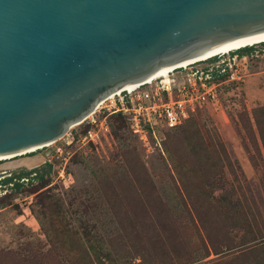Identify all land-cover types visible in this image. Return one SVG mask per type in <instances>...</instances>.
<instances>
[{"label": "rangeland", "instance_id": "rangeland-1", "mask_svg": "<svg viewBox=\"0 0 264 264\" xmlns=\"http://www.w3.org/2000/svg\"><path fill=\"white\" fill-rule=\"evenodd\" d=\"M226 53L239 80L175 128L2 159L0 264H264V42Z\"/></svg>", "mask_w": 264, "mask_h": 264}, {"label": "water", "instance_id": "water-1", "mask_svg": "<svg viewBox=\"0 0 264 264\" xmlns=\"http://www.w3.org/2000/svg\"><path fill=\"white\" fill-rule=\"evenodd\" d=\"M262 34L264 0H0V156L60 139L161 67Z\"/></svg>", "mask_w": 264, "mask_h": 264}, {"label": "built area", "instance_id": "built-area-1", "mask_svg": "<svg viewBox=\"0 0 264 264\" xmlns=\"http://www.w3.org/2000/svg\"><path fill=\"white\" fill-rule=\"evenodd\" d=\"M236 67L235 56L218 55L173 68L129 89L120 88L75 125L88 124L83 133L74 138L73 128H69L61 137L64 142L58 147L73 141L82 145L99 142L108 131L107 118L111 114H120L128 130L145 141L157 126L176 127L196 108L209 103L222 82L239 80ZM21 180L26 181V178Z\"/></svg>", "mask_w": 264, "mask_h": 264}, {"label": "bare ground", "instance_id": "bare-ground-1", "mask_svg": "<svg viewBox=\"0 0 264 264\" xmlns=\"http://www.w3.org/2000/svg\"><path fill=\"white\" fill-rule=\"evenodd\" d=\"M261 39H263V40H261ZM260 42H264V34L258 35V36H255V37H249V38H243V39H238V40H235V41H231V42L223 44L222 46L218 47L217 49H215L213 51L202 53V54L197 55V56H195L193 58L185 59V60H182V61H178V62L169 64V65H166L164 67H161L155 73L151 74L149 77H147L145 79H142V80L144 81V80H148L150 78L156 77V76L164 75L165 72H167V71H169V70H171L173 68L184 67V66H186V65H188V64H190L192 62H195V61H198V60L207 59L209 56L214 55V54H217V55H214V56L223 55V53H226V52H228L230 50H235V49H238L240 47L250 46V45H253V44H258ZM211 57H213V56H211ZM137 82L138 81L127 83L122 88L129 89L131 87H134V86H136L138 84ZM78 123H79V121L74 123L73 125H77ZM46 145H49V144H46ZM46 145H44V146H46ZM36 148H39V147H35V148H32V149L20 151L18 153L11 154V155L0 156V161L2 159H6V158H9V157L14 156V155H21V154H25V153L27 154V152L36 150Z\"/></svg>", "mask_w": 264, "mask_h": 264}, {"label": "trees", "instance_id": "trees-1", "mask_svg": "<svg viewBox=\"0 0 264 264\" xmlns=\"http://www.w3.org/2000/svg\"><path fill=\"white\" fill-rule=\"evenodd\" d=\"M261 43V42H260ZM253 45H256V44H253ZM253 45H250V46H253ZM250 46H244V47H240V48H238V49H241V48H248V47H250ZM235 50H237V49H235ZM230 51H233V50H230ZM229 51V52H230ZM111 116H113V117H115V118H118L120 121H121V123H123V125L125 126V128H127L128 129V127H127V124H126V122H125V119L120 115V114H111V115H109V117L111 118ZM188 119V118H187ZM187 119H185V120H187ZM184 120V121H185ZM183 121V122H184ZM182 122V123H183ZM181 123V124H182ZM181 124H179V125H181ZM109 125V124H108ZM178 125V126H179ZM88 124H81V125H79V126H77V128H73L72 130H71V132L73 133V135L75 136V134L74 133H76L77 132V130H80V132L81 133H83V131L85 130V129H87L88 128ZM177 127V126H176ZM81 128V129H80ZM164 127H160V126H157L156 128H155V130H159V129H163ZM173 128H175V127H173ZM164 129H170V128H164ZM129 131V130H128ZM81 133H79V134H81ZM130 133V132H129ZM149 135H151L150 133H149ZM148 135V136H149ZM10 178H7V180H9ZM30 180V178H26V182H28ZM9 182V181H8ZM11 185H12V187H15V188H17L20 184L18 183V182H14V183H11Z\"/></svg>", "mask_w": 264, "mask_h": 264}]
</instances>
